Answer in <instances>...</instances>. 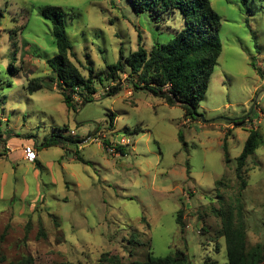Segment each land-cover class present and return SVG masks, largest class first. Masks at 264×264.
Instances as JSON below:
<instances>
[{
	"label": "rangeland",
	"instance_id": "rangeland-1",
	"mask_svg": "<svg viewBox=\"0 0 264 264\" xmlns=\"http://www.w3.org/2000/svg\"><path fill=\"white\" fill-rule=\"evenodd\" d=\"M209 1L220 16L221 52L193 118L134 88L127 72L116 93L107 95L114 81L95 78L93 98L81 104L77 96L68 107L51 78L56 44L40 13L45 5L66 10L74 61L87 76L120 49L135 50L138 34L147 50L166 42L184 25L178 10L161 17L135 12L129 0H0V135L35 142L58 134L64 146L40 147L43 164L27 190L14 177L2 186L10 166L0 160V264L25 256L35 264H108L106 256L143 261L149 250L160 257L176 249L193 264L207 257L226 264L218 209L240 214L248 246L264 242V0ZM33 77L42 86L30 91ZM250 129L262 140L241 188L235 158ZM121 137L129 144L110 152Z\"/></svg>",
	"mask_w": 264,
	"mask_h": 264
},
{
	"label": "trees",
	"instance_id": "trees-1",
	"mask_svg": "<svg viewBox=\"0 0 264 264\" xmlns=\"http://www.w3.org/2000/svg\"><path fill=\"white\" fill-rule=\"evenodd\" d=\"M129 1L135 12H150L161 17L178 10L183 16L184 25L166 42H155L150 50L142 45L141 35L138 34L140 41L135 50L125 55L120 49L119 57L115 62L97 71L90 66L87 76L82 74L74 61L75 54L64 21L66 10L59 5H45L41 8V15L51 22L56 44V53L47 59V63L52 72L51 78L62 94L63 101L71 107L77 96L81 98V104L91 100L96 91L95 78L100 84L103 81H114V84L108 86L107 95L114 94L120 87L121 75L127 72L126 78L129 77L128 80L134 88L146 89L154 95H159L166 103L181 106L185 115L195 118L194 113L197 112L199 101L205 94L213 67L221 52V42L218 37L220 16L212 8L209 0ZM252 65L259 73L260 69L254 63ZM40 86H42V79L38 77L30 78L27 84L30 91ZM113 119V117L110 119L109 126H112ZM243 122L244 120L234 121L239 125ZM139 130L140 128L135 127L133 131L126 129L125 133L131 134ZM59 138L58 134L45 135L43 140H36L34 146L36 150H40V147L61 144ZM261 140V132L250 129L241 152L235 158L234 170L236 177L240 180L241 188L246 185L244 174L247 158L254 153ZM61 146L64 147L62 144ZM223 148L225 161H228L224 143ZM117 149L121 153L124 151L121 147ZM37 164L40 166L39 162ZM221 182V179H218L215 183L221 184ZM240 206L238 213H240ZM216 213L221 219L219 233L225 240L226 264H264V242L247 245L246 227L240 214L236 218L232 209H218ZM176 222L182 230L181 208L177 211ZM104 259L108 261V264H193L179 249L172 254L160 257L154 256L149 250L143 261L123 262L117 255L106 256ZM9 264H35V262L32 256H25ZM201 264H217V261L207 257Z\"/></svg>",
	"mask_w": 264,
	"mask_h": 264
},
{
	"label": "crops",
	"instance_id": "crops-1",
	"mask_svg": "<svg viewBox=\"0 0 264 264\" xmlns=\"http://www.w3.org/2000/svg\"><path fill=\"white\" fill-rule=\"evenodd\" d=\"M1 120H5L3 117ZM7 136V137H6ZM38 141V140H37ZM25 143H33L24 139L19 135L10 136L9 133L6 135H0V160H6L9 162L10 170L8 172H2V186L4 187L6 183L11 184V180L8 182L7 177H14V183L21 179L25 185V190H27L29 183V176H36L38 174V169L42 167L43 161L40 159V151L36 150L37 158L34 161H28L24 158L22 152V145ZM40 163V166L37 163ZM8 173L10 176H8ZM12 185V184H11Z\"/></svg>",
	"mask_w": 264,
	"mask_h": 264
},
{
	"label": "built area",
	"instance_id": "built-area-1",
	"mask_svg": "<svg viewBox=\"0 0 264 264\" xmlns=\"http://www.w3.org/2000/svg\"><path fill=\"white\" fill-rule=\"evenodd\" d=\"M95 94V93H93ZM97 140L96 137H94L93 139H91V141ZM129 139L126 137H121L119 139H116V143L113 144H108L106 147L108 148V150L112 153H114V150L116 149V146H123V145H127L129 144ZM22 152H23V156L26 160L28 161H34L37 158V153L35 150V147L33 146V144L31 143H25L22 145ZM116 154V153H115Z\"/></svg>",
	"mask_w": 264,
	"mask_h": 264
},
{
	"label": "water",
	"instance_id": "water-1",
	"mask_svg": "<svg viewBox=\"0 0 264 264\" xmlns=\"http://www.w3.org/2000/svg\"><path fill=\"white\" fill-rule=\"evenodd\" d=\"M196 114V112L194 113V115Z\"/></svg>",
	"mask_w": 264,
	"mask_h": 264
}]
</instances>
